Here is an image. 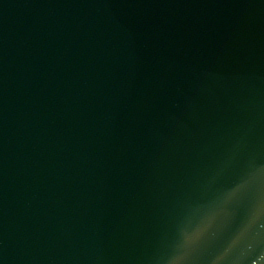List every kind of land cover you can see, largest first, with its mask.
I'll return each mask as SVG.
<instances>
[{
  "label": "water",
  "instance_id": "95a60500",
  "mask_svg": "<svg viewBox=\"0 0 264 264\" xmlns=\"http://www.w3.org/2000/svg\"><path fill=\"white\" fill-rule=\"evenodd\" d=\"M0 264H264V0H0Z\"/></svg>",
  "mask_w": 264,
  "mask_h": 264
}]
</instances>
